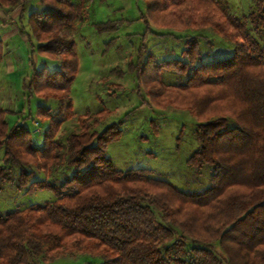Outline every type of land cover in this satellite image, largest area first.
<instances>
[{
  "label": "trees",
  "instance_id": "trees-1",
  "mask_svg": "<svg viewBox=\"0 0 264 264\" xmlns=\"http://www.w3.org/2000/svg\"><path fill=\"white\" fill-rule=\"evenodd\" d=\"M18 2L0 0V6ZM40 2L42 9L28 19L32 36L37 51L59 56L61 66L55 71L34 67L24 89L30 96L56 98L60 116L69 118L79 58L76 42L66 31L84 4ZM146 2L141 19L147 31L132 69L157 106L190 108L200 120L195 127L199 146L189 162L212 167L209 187L185 192L152 177L150 170H118L106 153L123 133L118 124L98 133L88 121L95 116L82 117L81 131L70 134L65 145L56 139L64 120L53 119L49 109L38 106V113L50 120L40 147L25 123L10 127L9 112L0 108V191L13 183L27 193L49 190L56 197L0 214V264H53L66 250L100 257L101 264H264V1L255 0L244 19L217 0ZM149 20L159 26L212 28L233 40L234 53L201 62L203 37L198 34L187 37L181 59L157 61L145 54L152 33ZM126 22L132 21L95 27L114 32ZM196 60L200 64L194 66ZM166 70L186 76L185 83L164 84L161 74ZM64 165L73 174L62 183L32 182V166L48 177Z\"/></svg>",
  "mask_w": 264,
  "mask_h": 264
},
{
  "label": "rangeland",
  "instance_id": "rangeland-1",
  "mask_svg": "<svg viewBox=\"0 0 264 264\" xmlns=\"http://www.w3.org/2000/svg\"><path fill=\"white\" fill-rule=\"evenodd\" d=\"M75 1H82L84 10L73 27L66 31L76 42L79 58L78 74L71 87L73 114L69 118H62L59 114L60 103L56 98H45L41 94L30 96L24 89V86L29 85L34 67H47L55 71L61 66L59 56L49 58L37 51L38 43L32 36L25 16L15 24L18 36L2 42L3 53L0 55V108L9 112L6 119L10 127L25 123L35 145L43 146L44 132L50 124L49 118H43L37 111L38 106H43L51 111L53 119L64 120L56 139L67 145L70 134L81 131L80 119L95 116L88 120L94 131L101 133L113 124L120 125L123 131L117 140L108 145L106 151L118 170H150L152 177L169 181L185 192L208 188L212 167H199L189 162L199 146L195 127L200 120L190 108H181L174 103L157 106L132 69L140 58L139 50L147 31V24L141 19L147 9V0ZM217 1L222 7H229L231 13L240 19L248 17L255 7V0ZM117 20L132 22L121 24L114 32H100L95 27L99 23ZM149 21L151 30H154L148 34L144 53L152 54L157 61L181 59L187 37L198 34L203 37L201 62L230 58L234 53L233 40L216 33L212 28L195 27L197 30H194L193 27L192 30L187 27L159 26ZM3 32L0 31V39ZM6 58H11L12 63H7ZM199 64V60H196L194 66ZM186 79V76L175 71L166 70L161 74V81L166 85H180ZM231 122L234 123L232 118ZM2 158L3 150L0 152V164ZM31 170L36 173L32 182L47 180L62 183L73 174L65 165L48 177L35 166ZM18 174L19 169L14 172L15 177ZM27 190H19L13 183L6 184L0 191V214L56 199L49 190L32 193H27ZM102 262L100 257L94 258L78 250H66L53 264ZM37 264L45 263L38 261Z\"/></svg>",
  "mask_w": 264,
  "mask_h": 264
},
{
  "label": "crops",
  "instance_id": "crops-1",
  "mask_svg": "<svg viewBox=\"0 0 264 264\" xmlns=\"http://www.w3.org/2000/svg\"><path fill=\"white\" fill-rule=\"evenodd\" d=\"M41 0H33L29 2H22V0H19V2L15 6H0V23L1 29L0 31H4L1 35V41L5 42V39H9L12 36L17 37L19 32L15 31V24L17 21H22L25 16H27V21L29 19V16L31 12L33 11H39L42 9ZM146 13V11H145ZM145 13H142L143 15ZM11 25V27H10ZM14 26V30H13ZM12 28V29H11ZM3 29V30H2ZM10 29V31H8ZM152 30H154L152 28ZM5 61L2 60V63ZM12 63L11 58H6V62ZM38 146V145H37ZM41 147V146H40Z\"/></svg>",
  "mask_w": 264,
  "mask_h": 264
},
{
  "label": "built area",
  "instance_id": "built-area-1",
  "mask_svg": "<svg viewBox=\"0 0 264 264\" xmlns=\"http://www.w3.org/2000/svg\"><path fill=\"white\" fill-rule=\"evenodd\" d=\"M29 1H33V0H22V2H25V3L29 2Z\"/></svg>",
  "mask_w": 264,
  "mask_h": 264
}]
</instances>
